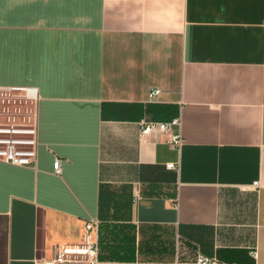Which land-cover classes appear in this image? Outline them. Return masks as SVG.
<instances>
[{
	"label": "crops",
	"instance_id": "obj_1",
	"mask_svg": "<svg viewBox=\"0 0 264 264\" xmlns=\"http://www.w3.org/2000/svg\"><path fill=\"white\" fill-rule=\"evenodd\" d=\"M0 88L37 142L0 159V264H264V0H0ZM174 118L181 149L142 133ZM88 221L134 258L53 261ZM160 230L174 260L143 256Z\"/></svg>",
	"mask_w": 264,
	"mask_h": 264
},
{
	"label": "built area",
	"instance_id": "obj_2",
	"mask_svg": "<svg viewBox=\"0 0 264 264\" xmlns=\"http://www.w3.org/2000/svg\"><path fill=\"white\" fill-rule=\"evenodd\" d=\"M10 92L12 97L23 101L21 95L12 92L10 88H0V92ZM160 90L153 88L150 91L151 99L156 96ZM1 94V93H0ZM27 106V105H26ZM26 107L25 111H18V113L24 117L26 112L33 114V110ZM28 110V111H27ZM13 111L1 112L0 111V159L10 162L16 165L24 166H36L37 164V142H36V121L17 122L11 120ZM17 113V112H16ZM15 113V114H16ZM25 118V117H24ZM180 124L179 118H174L171 121H150L145 122L141 126L142 133H148L153 129H157L161 132L170 133L168 143L177 148L181 149L184 145V138L180 131H174V127ZM23 126V127H21ZM10 132H29L32 137L30 138H16L12 135L5 136L4 134ZM169 167H175L173 163H168ZM62 159L56 158L54 161V170L56 173H61ZM254 185H259V181H254ZM99 221H88L85 224V242L81 245H63L57 252L53 261L56 262H75V261H88L91 263H97L98 261V243L91 239V232L94 227H98ZM255 255L256 253L253 252ZM196 262L200 264H214L217 263V259L208 257L206 255L199 254ZM224 264H228L227 262Z\"/></svg>",
	"mask_w": 264,
	"mask_h": 264
},
{
	"label": "rangeland",
	"instance_id": "obj_3",
	"mask_svg": "<svg viewBox=\"0 0 264 264\" xmlns=\"http://www.w3.org/2000/svg\"><path fill=\"white\" fill-rule=\"evenodd\" d=\"M0 111L1 112H9L13 111L14 113L25 111L26 103L24 101H19V99H15L12 97L10 92H0ZM21 112V113H22ZM18 114V113H17ZM16 114V115H17ZM24 117L21 115L18 118L17 122H23ZM23 127V126H21ZM24 128V127H23ZM5 136L12 135L16 138H30L32 135L29 132H10L4 134ZM152 236V235H151ZM179 237L176 236V233L171 230H160L157 235L151 237V242L149 246H145V248H149L150 252H145L143 256L145 258H154V259H163V260H174L175 259V249H177V245L179 242Z\"/></svg>",
	"mask_w": 264,
	"mask_h": 264
},
{
	"label": "trees",
	"instance_id": "obj_4",
	"mask_svg": "<svg viewBox=\"0 0 264 264\" xmlns=\"http://www.w3.org/2000/svg\"><path fill=\"white\" fill-rule=\"evenodd\" d=\"M97 243H98V260L126 259V258H134L135 256L133 236L130 239H128L126 243L121 247L110 245L109 242L103 240L101 236L98 238Z\"/></svg>",
	"mask_w": 264,
	"mask_h": 264
}]
</instances>
